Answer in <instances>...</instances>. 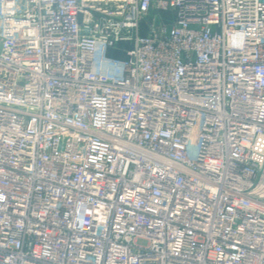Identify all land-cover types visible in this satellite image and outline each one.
I'll list each match as a JSON object with an SVG mask.
<instances>
[{"label": "built area", "instance_id": "obj_1", "mask_svg": "<svg viewBox=\"0 0 264 264\" xmlns=\"http://www.w3.org/2000/svg\"><path fill=\"white\" fill-rule=\"evenodd\" d=\"M0 264H264V0H0Z\"/></svg>", "mask_w": 264, "mask_h": 264}, {"label": "rangeland", "instance_id": "obj_2", "mask_svg": "<svg viewBox=\"0 0 264 264\" xmlns=\"http://www.w3.org/2000/svg\"><path fill=\"white\" fill-rule=\"evenodd\" d=\"M150 23H144V24H142V30L144 31V34L146 33V31L149 29V26L150 25H155V27H159V25H160V21L159 20H156V21H154V18H151L150 19V21H149ZM124 47V46H123ZM120 52V51H119ZM113 54H115L116 56H118V57H122V54H119L118 53V51L116 50L115 52H113ZM124 56V55H123ZM125 57V56H124ZM139 244L140 245H145L146 243L144 242V241H140L139 242Z\"/></svg>", "mask_w": 264, "mask_h": 264}, {"label": "trees", "instance_id": "obj_3", "mask_svg": "<svg viewBox=\"0 0 264 264\" xmlns=\"http://www.w3.org/2000/svg\"><path fill=\"white\" fill-rule=\"evenodd\" d=\"M115 51H116V50H112V51L110 52V55H111L112 57H114V58H119V59L124 58V56H125L124 53L119 52V51L117 50L119 54H122V57L120 58V57L116 56L115 54H113V52H115ZM123 55H124V56H123Z\"/></svg>", "mask_w": 264, "mask_h": 264}]
</instances>
